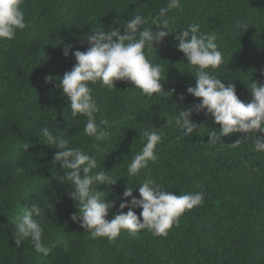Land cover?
I'll use <instances>...</instances> for the list:
<instances>
[{"label": "trees", "instance_id": "1", "mask_svg": "<svg viewBox=\"0 0 264 264\" xmlns=\"http://www.w3.org/2000/svg\"><path fill=\"white\" fill-rule=\"evenodd\" d=\"M166 4L167 0H23L20 8L27 27L14 40H0V264H264V152L254 150L255 134L246 140V134H232L213 147L208 133L219 131V126L203 112L192 113L201 127L189 136L166 124L200 103L187 93L196 78L176 48L175 33L150 54L146 49L148 59L164 69L159 93L142 96L123 81L112 91L99 83L89 85L101 109L97 123L117 122L99 151L83 132L86 117H71L66 99L55 88L56 79L76 64L73 53L86 51L81 38L94 25L123 33L128 19L140 14L151 20ZM180 5L167 13L170 26L178 32L198 24L201 33H215L223 63L214 74L226 86L231 81L238 98L250 102L251 82L264 83V0H180ZM238 22L244 27H237ZM66 45H72L67 58ZM49 75L54 79L46 83ZM43 127L68 139L69 147L95 156L99 167L94 171L105 169L117 180L98 189L106 201L116 202L109 220L126 187L139 186L145 178L177 196L202 192L203 203L186 210L167 236L156 237L144 229L136 235L122 230L111 242L93 238L71 219L78 202L70 198L68 185L60 183L66 170L53 165L59 150L44 144L39 134ZM152 128L164 133L155 149L158 159L136 177H128L127 165L143 146L140 133ZM237 140L242 142L233 147ZM17 167L23 173L18 174ZM133 195L139 197L138 187ZM32 204L44 210L38 219L43 243L50 249L46 256L35 251L30 239L20 246L14 241L16 218ZM135 211L139 216L142 209Z\"/></svg>", "mask_w": 264, "mask_h": 264}, {"label": "clouds", "instance_id": "2", "mask_svg": "<svg viewBox=\"0 0 264 264\" xmlns=\"http://www.w3.org/2000/svg\"><path fill=\"white\" fill-rule=\"evenodd\" d=\"M23 0H0V40H14L18 31H23L27 25L20 5ZM181 9L180 0H167L165 7L159 9L158 14L149 20L136 14L119 28L110 26L105 31L104 26L94 25L92 30L81 38V43H87L86 51L76 50L73 54L76 64L70 71H66L55 88L61 91L66 99L71 117H86L83 132L96 143L94 147L99 151L100 142L107 140L111 133L108 129L116 125V121L100 119L97 123V113L101 111L97 100L89 85L100 84L109 91L116 88V82L131 83L139 90L140 95L152 97L162 89V73L160 64H154L148 59L155 50V45L175 33L178 42L176 48L184 54L186 65L196 78L195 87H188L187 93L200 98L197 105L181 110L178 115L167 119V125H174L184 136L191 135L200 128L193 120L192 113L203 112L206 117L213 119L219 126V131L208 133V142L215 147L222 145V138L232 134H246L243 140L254 133V150L264 152V83L252 81L248 87L252 99L245 103L237 94L235 85L229 81L227 86L214 72L223 63L222 52L215 42V33L200 32L198 24H191L181 31H175L170 25L167 13ZM156 26L157 31H153ZM237 27H244L239 22ZM166 30V31H165ZM72 45L63 49L64 57H68ZM264 74V72H262ZM53 76L45 77L46 83L53 81ZM184 100L181 94L179 101ZM57 131H60L57 129ZM46 145L59 151L53 157V165L59 164L65 169L60 177V183L68 185L70 198L77 203V212L71 216L72 221L79 223L93 238L105 237L114 241L126 230L136 235L140 230L147 229L153 236H167L168 230L178 225L179 218L186 210L200 206L204 200L202 192L175 195L165 191L154 180L145 178L139 186L126 187L119 202V209L109 220V211L115 207V201H106L99 191L101 185L111 186L117 180L105 169L94 171L99 167L97 158L87 154L78 147H69V140L62 135H56L48 127L40 130ZM144 138L141 150L135 154L127 165L128 177H136L141 170L148 167L149 162L158 159L155 149L161 143L164 133L158 128L144 130L140 133ZM242 141L237 140L233 147ZM17 167L16 172L23 173ZM130 185V184H129ZM138 187L139 197L133 195ZM128 198H131L130 200ZM128 209L125 213L123 210ZM135 209H142L137 215ZM44 210L38 204L24 208L22 214L16 218L13 233L16 246L24 240L30 239L37 253L48 255L50 249L43 243L44 230L40 218ZM65 251L69 250L67 241L64 242Z\"/></svg>", "mask_w": 264, "mask_h": 264}]
</instances>
